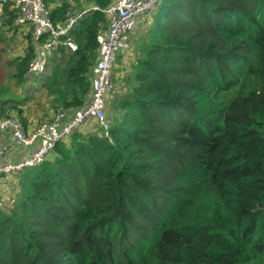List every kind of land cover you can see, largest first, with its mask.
Here are the masks:
<instances>
[{
  "label": "trees",
  "instance_id": "16d2710c",
  "mask_svg": "<svg viewBox=\"0 0 264 264\" xmlns=\"http://www.w3.org/2000/svg\"><path fill=\"white\" fill-rule=\"evenodd\" d=\"M113 1L44 0L55 22ZM17 15L7 1L0 53ZM108 23L83 14L76 49L34 78L32 32L21 35L0 70V114L27 128L84 105ZM133 47L110 92V138L84 124L18 173V198L0 206V264H264V0H159Z\"/></svg>",
  "mask_w": 264,
  "mask_h": 264
},
{
  "label": "built area",
  "instance_id": "2783aa9c",
  "mask_svg": "<svg viewBox=\"0 0 264 264\" xmlns=\"http://www.w3.org/2000/svg\"><path fill=\"white\" fill-rule=\"evenodd\" d=\"M0 0V25L5 3ZM18 9L16 24L27 26L32 32L36 46V56L28 65V72L36 75L47 72L50 59L61 46L76 49L71 38L83 14L91 10L103 11L108 19V26L97 36L99 46L97 59L92 66L91 90L87 102L78 108H60L51 119L41 121L28 130L16 116L0 114V130H10L9 139L0 143V178L21 172L42 164L53 152L57 143L82 125L96 121L110 138V120L106 113L107 95L115 88V66L120 53L133 49V32L141 17L155 10L159 0H115L107 7L93 4L77 10L70 7L65 20L55 22L44 0H10ZM33 148L23 159H9L11 149L15 147Z\"/></svg>",
  "mask_w": 264,
  "mask_h": 264
},
{
  "label": "rangeland",
  "instance_id": "374dc122",
  "mask_svg": "<svg viewBox=\"0 0 264 264\" xmlns=\"http://www.w3.org/2000/svg\"><path fill=\"white\" fill-rule=\"evenodd\" d=\"M137 32H139V29H138ZM8 35H10V34H8ZM20 42L21 41H20V38L18 36H7L6 50L0 53V55H1L0 56V70L3 69V71H5L6 73L11 72L13 70L14 67L8 65V61H9L8 58L9 57L14 58V56L19 53V51L21 50L19 48V44H21ZM0 46H1V44H0ZM134 54H135V50H134V47H133V49L129 53L124 54V57L126 59V58H128V56H133ZM117 63H118V61L116 62V66H115V77L117 76L118 69L121 68L120 66L117 65ZM54 64H55V61L54 60H50V63H49L50 66H49L47 72L51 71V69L54 66ZM6 73L4 74V76L6 75ZM10 83H11L10 80L5 83V85H4L5 89L7 88L6 86L8 84H10ZM110 96H111V93H109L107 95V110H106V113H107L108 119H109V116H108V111H109L108 110V104H109V100L111 98ZM95 122L96 121H92V124H94ZM18 173L11 174L12 177H10L11 175H7L6 177H8V176L9 177L7 179H5L4 181H2V183L4 182L6 186H1L0 185L1 186L0 187V206H2L3 208H6V207L8 208L11 204H13L15 202V200L19 196L20 178H21V176ZM6 177H3V178H6ZM0 183H1V178H0Z\"/></svg>",
  "mask_w": 264,
  "mask_h": 264
},
{
  "label": "crops",
  "instance_id": "0c3cea01",
  "mask_svg": "<svg viewBox=\"0 0 264 264\" xmlns=\"http://www.w3.org/2000/svg\"><path fill=\"white\" fill-rule=\"evenodd\" d=\"M145 19V16L144 17H141L140 19H139V21H138V24H137V27L135 28V30H134V32H133V36H135L136 35V33H137V31H138V29L140 28V26H141V24H142V21ZM19 28H18V33H17V35L16 36H18L19 38H20V43L21 44H19V48L21 49L20 51H19V53L18 54H21V53H23V48H24V46L26 45V41H25V39L24 38H22V36L21 35H24V34H26L27 32H29V31H31L27 26H18ZM35 45V44H34ZM36 47V46H35ZM130 51H125V52H122V53H120L119 54V56H118V58H117V61H118V63H117V65L118 66H120L121 68H119L118 70H121V69H123L124 68V66L127 64V62L129 61V60H131L132 59V56H128V58H126L125 59V57H124V54H126V53H129ZM17 55V54H16ZM116 61V62H117ZM118 72V71H117ZM27 74H29L32 78H34L35 77V75L36 74H34V73H29L28 71H27ZM16 117H18V116H16ZM35 126H28L26 129H28V130H31L32 128H34ZM84 128H90V127H92V123H87V124H85L84 126H83ZM10 135V130L9 129H6V130H0V143L1 144H5L7 141H8V139H9V136ZM33 151V148L32 147H30V148H25V147H15V148H13V149H11V152H10V155H9V159H11V160H13V161H16V160H20V159H23V158H25L26 156H28L31 152ZM4 177H6V176H4ZM9 177V176H8ZM8 177H6V178H2L1 179V183H0V185L1 186H6L5 185V183L3 182L2 183V181H4L5 179H7ZM10 177H12V175L10 176ZM0 186V187H1ZM2 189V188H1Z\"/></svg>",
  "mask_w": 264,
  "mask_h": 264
}]
</instances>
